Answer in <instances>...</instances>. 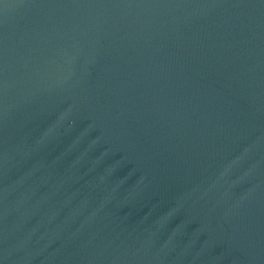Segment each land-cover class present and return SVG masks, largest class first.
<instances>
[{"label": "water", "instance_id": "water-1", "mask_svg": "<svg viewBox=\"0 0 264 264\" xmlns=\"http://www.w3.org/2000/svg\"><path fill=\"white\" fill-rule=\"evenodd\" d=\"M0 264H264V0H0Z\"/></svg>", "mask_w": 264, "mask_h": 264}]
</instances>
